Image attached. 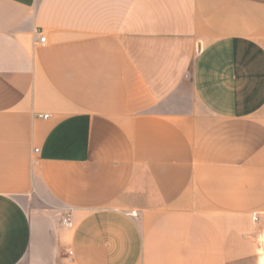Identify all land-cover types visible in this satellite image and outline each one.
<instances>
[{"label": "crops", "instance_id": "0c3cea01", "mask_svg": "<svg viewBox=\"0 0 264 264\" xmlns=\"http://www.w3.org/2000/svg\"><path fill=\"white\" fill-rule=\"evenodd\" d=\"M0 264H264V0H0Z\"/></svg>", "mask_w": 264, "mask_h": 264}, {"label": "built area", "instance_id": "2783aa9c", "mask_svg": "<svg viewBox=\"0 0 264 264\" xmlns=\"http://www.w3.org/2000/svg\"><path fill=\"white\" fill-rule=\"evenodd\" d=\"M45 42H46V38H41L40 44H44ZM45 118H48V116H45ZM131 215L133 217H136L137 212H132ZM61 223L65 228H68V229L73 228V225H74L70 215H67L64 218H62ZM70 254L72 255V252H70Z\"/></svg>", "mask_w": 264, "mask_h": 264}]
</instances>
